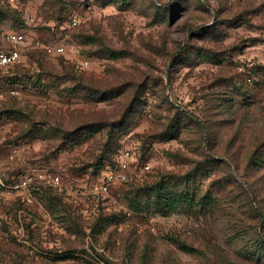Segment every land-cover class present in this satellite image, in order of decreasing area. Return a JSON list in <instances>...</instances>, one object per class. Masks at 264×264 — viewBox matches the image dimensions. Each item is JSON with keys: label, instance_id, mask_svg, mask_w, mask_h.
<instances>
[{"label": "rangeland", "instance_id": "1", "mask_svg": "<svg viewBox=\"0 0 264 264\" xmlns=\"http://www.w3.org/2000/svg\"><path fill=\"white\" fill-rule=\"evenodd\" d=\"M10 31L29 42L0 71L18 90L0 102V264H264V0H0V48ZM71 71L115 91L67 97ZM138 83L111 143L107 128L61 151L59 134L30 137L92 110L115 125ZM127 141L149 172L87 196ZM43 169L61 188L26 204L10 188Z\"/></svg>", "mask_w": 264, "mask_h": 264}, {"label": "built area", "instance_id": "2", "mask_svg": "<svg viewBox=\"0 0 264 264\" xmlns=\"http://www.w3.org/2000/svg\"><path fill=\"white\" fill-rule=\"evenodd\" d=\"M9 2L12 3L14 0H9ZM28 21L32 23L34 17L29 15ZM70 25L72 27L78 25L77 16L72 15L70 17ZM4 40L7 47L0 48V69L18 64L20 62L18 49L25 47L29 42L28 37L22 31H10L4 35ZM34 45L38 46V42H35ZM40 48L49 56L61 55L64 52L63 48L59 46L40 45ZM88 64L87 60L80 62L82 68H86ZM17 95L18 90L16 88L0 91V102L7 97ZM138 146V142L127 141L122 143L112 156V164L107 163L103 166L104 169L90 181L89 189L86 192L87 196L96 197V199L99 196L104 198L108 195L111 187L116 188L127 184L138 177L137 171L138 173L148 172L150 170L149 164L139 163ZM46 186L60 189L61 181L58 176L43 169L24 174L10 189H13L16 196H19L23 202L32 204L35 200V194Z\"/></svg>", "mask_w": 264, "mask_h": 264}, {"label": "trees", "instance_id": "3", "mask_svg": "<svg viewBox=\"0 0 264 264\" xmlns=\"http://www.w3.org/2000/svg\"><path fill=\"white\" fill-rule=\"evenodd\" d=\"M69 25H70V18H69ZM43 55L49 56V55H46L44 51H43ZM57 56H49V57H57ZM14 66H9V67H14ZM9 67L2 68L0 69V71L3 69H7ZM80 68H82L81 65H80ZM63 69L66 70L65 67ZM68 76L70 77L68 81L69 83L67 85H64L62 88V92L65 93L67 97L80 98L86 101L100 102L102 100H106L105 98H110L111 94L115 91L113 87L108 88L105 85L99 86L97 82H95L92 78H86L82 74L77 73L75 71H71V73H68ZM141 86H142L141 83L140 84L138 83V90H135L133 92V96L129 99L128 105L124 108L125 110L122 111L121 113L122 115L118 117L119 119L116 120L118 122L115 125L114 123L111 124V122L108 120L106 115H109L110 113H108L107 111H102L100 115L96 114L94 116L95 112L94 110H92L91 113L89 112L85 116H82L83 117L82 121L77 122L75 127L71 129L62 130V129H57V128H51L50 126L48 127L38 126L32 129V133H31L32 136L30 137L36 138V137H41V136L45 137L47 135L51 136L53 134H59V140L61 143H60V146L58 147V150L61 151L71 146H77L81 144L82 141L85 140L87 135L90 134L91 132L95 133L96 131L107 128L109 130L106 131L105 135L107 137L106 141L109 144L112 142V139L115 135L114 132L117 126H119L118 129H120V125H122L125 121L130 122V123L134 121L135 116L132 113V110H133V106H135V103L140 98L139 90ZM1 102H4V100ZM5 112H7V114L11 117L15 116V113H19V111H11V112L5 111ZM80 114L82 115L81 111H80ZM113 122L115 121L113 120ZM129 124L124 125L125 131L129 129V126H130ZM118 147L119 146H117L112 152L111 158L109 159L108 163L112 164V156ZM99 160H100L99 163L102 164L104 161V157L101 156ZM157 201L160 202V199H157ZM159 202L157 204L160 206Z\"/></svg>", "mask_w": 264, "mask_h": 264}]
</instances>
